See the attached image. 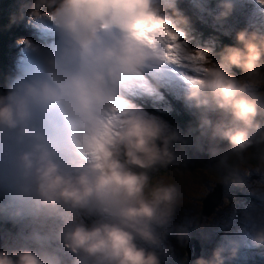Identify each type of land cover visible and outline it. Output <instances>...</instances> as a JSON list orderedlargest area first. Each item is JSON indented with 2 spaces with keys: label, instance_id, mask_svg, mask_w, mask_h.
<instances>
[{
  "label": "clouds",
  "instance_id": "clouds-1",
  "mask_svg": "<svg viewBox=\"0 0 264 264\" xmlns=\"http://www.w3.org/2000/svg\"><path fill=\"white\" fill-rule=\"evenodd\" d=\"M181 2L27 0L10 17L43 42L17 40L22 55L0 93V222L18 229L0 264H165L169 238L189 233L176 220L180 188L150 186L151 173L187 160L176 145L226 168L264 144V27L236 31L219 51L194 48ZM188 2L219 24L238 0ZM198 51L201 71L189 72L185 57ZM169 75L185 83L180 99L196 120L187 134L136 102H159ZM248 175L225 177L255 198L241 226L192 264L264 254V178L249 186Z\"/></svg>",
  "mask_w": 264,
  "mask_h": 264
},
{
  "label": "rangeland",
  "instance_id": "rangeland-1",
  "mask_svg": "<svg viewBox=\"0 0 264 264\" xmlns=\"http://www.w3.org/2000/svg\"><path fill=\"white\" fill-rule=\"evenodd\" d=\"M26 2L27 1L10 0V3L6 5V7H8L6 14L13 17L18 14L21 3ZM3 9H5V7L1 6L0 15ZM187 12L188 11H186L185 15L192 22L199 23L197 25L198 28L228 38L233 43L236 31L246 27L244 20L231 24L228 21L219 24L211 21L208 24H205L204 22L196 21L195 14ZM4 16L5 15H1L2 18L0 19V23L5 25L3 19ZM262 23H264V21ZM14 25L17 26L18 32H7L1 37L3 41L2 55L5 54V58H3V61H0L2 62V68L0 69V81L2 78V81L0 82V93L5 91L4 86L6 78L9 76V66L12 65L16 68V59L21 51V47L16 43L17 40L26 39L35 43H40V40L42 39L40 35H30L29 31L37 32L31 27L26 26L24 22L15 23ZM12 27L13 26H9V30ZM5 31L6 30L4 29L0 33ZM192 32L194 33L193 44H201L204 48H211L210 45L212 44V40L210 38L198 36V34H195L194 30ZM27 33L29 34V37H26ZM4 41L6 42L4 43ZM15 47H19L18 51L15 50ZM8 51H10L9 55ZM5 68H7L6 71H4ZM188 71L190 72V70ZM234 71L239 75L238 70ZM181 83L182 87L185 88V83L182 79ZM166 105L169 107L168 102ZM172 113L173 112H170L168 117L185 116V109L182 108L178 112ZM157 116L164 120L165 116L163 113H159ZM190 118H195V116L187 117V119ZM172 120L177 119L173 118ZM221 147H223V145H221ZM253 152H255V155L259 154L255 163L248 162L247 165L244 156L237 157L234 160L235 155H232V157H229L228 166L226 168L218 167L217 171L219 174H213L212 167H210L212 162H215V164L217 163L215 160L208 159L204 162L201 161L203 164L197 162L198 165H194L192 162H196L197 160L191 158L189 152H185L192 162L189 160L190 165L186 164L179 175V182H181L182 185L177 183V186L181 190L182 199L176 212V220L177 223L182 224L189 233V238L185 242L186 252L188 251L186 247H188L190 249L189 251H195L197 255L187 256L185 250L182 251V249H179L176 246V240L172 241L170 239L174 251L165 261V264H192L196 258L202 255L208 257L210 256L212 249L218 242H220L225 233L231 232L235 228L241 226L242 214L247 205L255 202V198L250 194L249 187L237 189L226 185L225 177L233 172L239 174L241 177H244L245 173H249L250 175L245 177L249 186L252 185L253 182L262 180V178H264V160L261 158L264 157V144H257ZM181 160L183 161V158H181ZM228 167L229 169H227ZM158 170L162 172L166 170L167 173L165 174L167 177L176 174L175 170L169 166ZM151 176L155 180L154 184L157 182L167 184L168 178L156 176L154 172L151 173ZM179 178H176L175 180H178ZM175 180H172V184H176ZM204 199H209L210 202L206 201V204L203 206ZM248 199L249 201L246 203ZM6 224H8V226H3L4 229L0 228V247L17 242L15 234L18 229L11 226V223ZM245 259L247 262H245ZM234 264H264V254L254 252L246 257L240 255V259L235 261Z\"/></svg>",
  "mask_w": 264,
  "mask_h": 264
},
{
  "label": "trees",
  "instance_id": "trees-1",
  "mask_svg": "<svg viewBox=\"0 0 264 264\" xmlns=\"http://www.w3.org/2000/svg\"><path fill=\"white\" fill-rule=\"evenodd\" d=\"M21 1H27V0H21ZM8 3H10V0H0V7L1 6L5 7V9H3L2 12H1V15H5L3 17L5 25L3 23H0V32L2 30H4V29L6 30L5 32L0 33V61H3V58H5V54L2 55V50H3V45H2L3 41L1 39L2 35L4 33H7V32L8 33L18 32V28L14 24H11V26H13V27L9 30L10 17H12V16L6 14V10L8 8V7H6V5ZM1 15H0V19L2 18ZM191 23L193 24L192 27H193V30L195 31V34H198V36H201L203 38L204 37L210 38L212 40V44L210 45V47L214 51H219L220 48L223 45L233 44V42H231V40H229L228 38H225L223 36H219V35H216V34H213V33H210V32H206L204 30H201L200 28L197 27V25L199 23H194L192 21H191ZM192 36L194 37V33L193 32H192ZM5 42L6 41H4V43ZM198 45H201V44H198ZM1 65H2V62H0V69L2 68ZM1 81H2V78H1ZM167 113L170 114L169 111H167ZM178 117H181V118H178ZM187 117H193V116H188V115H185V116H173V117H168L167 120H165V121L168 122V123H171L170 125H172V126L174 125V127H177L182 133L187 134L189 128H194L195 124H196L195 118L187 119ZM173 118H176L177 120H172ZM256 145L257 144H254L252 148H250L246 153H244L242 155V156H244L247 164H248V162L255 163L257 161V157H258L259 154L255 155V152H253L255 147H256ZM176 149H177L178 152H180V151H184L185 152V149L184 148L182 149L180 145H176ZM242 156H240V157H242ZM230 157H232V156H230ZM235 158H237V156L234 157V160H235ZM185 165H186L185 160L183 159V161H182L181 158L178 157L176 162H174L173 164L169 165V167H171L176 172V174L174 176L167 177L166 174H165V173H167L166 170H164L163 172L157 170L154 173H155L156 176H161V177L168 178L167 184H172V180H175L176 178H179V175H180L181 171L183 170V168L185 167ZM210 167H212V170L214 172L213 174H219V172L217 171V169H218L217 163L215 164V162H212L210 164ZM227 169H229V167ZM210 170H211V168H210ZM179 180H180V178L178 180H175L176 185H177V183L182 185V183L179 182ZM154 182H155V180L151 176V179H150V182H149L150 186H154L155 185ZM169 239H171L172 241L176 240L174 237H170ZM186 241H184L183 243H178L177 240H176V246L179 249H182V251L185 250V252H186V249H185V244H186L185 242ZM186 254H187V252H186ZM187 256H188V254H187Z\"/></svg>",
  "mask_w": 264,
  "mask_h": 264
},
{
  "label": "bare ground",
  "instance_id": "bare-ground-1",
  "mask_svg": "<svg viewBox=\"0 0 264 264\" xmlns=\"http://www.w3.org/2000/svg\"><path fill=\"white\" fill-rule=\"evenodd\" d=\"M263 22V21H262ZM29 34L30 35H34V36H38L39 34L38 33H35V32H30L29 31ZM19 47H15V50L18 51ZM10 65V64H9ZM7 66H8V61H7ZM8 68V67H7ZM7 68L4 69V71L7 70ZM15 70V67L10 65L9 66V75H11L13 73V71ZM180 86H182V83H180ZM177 115V114H176ZM207 145L205 144V147ZM185 149V152H189V155L191 156V158L197 160L196 162H192L188 157H187V160H185L186 164L190 165L189 163V160L194 164V165H198V163H201L203 164L202 162L204 161H207L209 159L208 155L205 153V152H201V151H197L196 148L194 146H189V147H186L184 148ZM202 161V162H201ZM198 162V163H197ZM187 203V202H186ZM208 223V222H207ZM240 223V222H239ZM14 228V227H13ZM14 230V229H13Z\"/></svg>",
  "mask_w": 264,
  "mask_h": 264
},
{
  "label": "snow or ice",
  "instance_id": "snow-or-ice-1",
  "mask_svg": "<svg viewBox=\"0 0 264 264\" xmlns=\"http://www.w3.org/2000/svg\"><path fill=\"white\" fill-rule=\"evenodd\" d=\"M167 36L169 39H172V40H175L176 39V34L175 33H171V32H168L167 33ZM170 48L174 49L175 48V45H170L169 46ZM203 55L202 52H196L194 53L193 55L191 56H188V57H185V59L187 61H189V63L186 65V67L188 68V70H190V72H199L201 71V68L199 67L198 63H197V60ZM186 79H190V77H185Z\"/></svg>",
  "mask_w": 264,
  "mask_h": 264
},
{
  "label": "water",
  "instance_id": "water-1",
  "mask_svg": "<svg viewBox=\"0 0 264 264\" xmlns=\"http://www.w3.org/2000/svg\"><path fill=\"white\" fill-rule=\"evenodd\" d=\"M182 87V86H181ZM180 91V90H179ZM173 102H174V100H173ZM171 106H172V104H171ZM170 109V108H169ZM166 119V118H165ZM213 194V193H212ZM206 201L208 202L209 201V199H204L203 200V206L206 204ZM210 202V201H209ZM187 249H188V251H187V254H188V256H195V255H197L196 253H195V251L194 252H192V251H189L190 249L188 248V247H186ZM193 258V257H192Z\"/></svg>",
  "mask_w": 264,
  "mask_h": 264
}]
</instances>
